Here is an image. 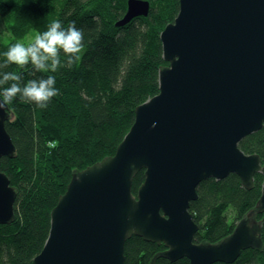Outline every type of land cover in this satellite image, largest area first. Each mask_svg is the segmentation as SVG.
<instances>
[{
  "label": "water",
  "instance_id": "95a60500",
  "mask_svg": "<svg viewBox=\"0 0 264 264\" xmlns=\"http://www.w3.org/2000/svg\"><path fill=\"white\" fill-rule=\"evenodd\" d=\"M150 11L149 1L129 0L116 26ZM160 40L168 65L159 70V94L136 109L114 156L74 173L33 264H126L133 236L165 246L152 264H234L245 251L262 249L264 181L256 206L218 243L195 242L200 227L191 204L209 179L236 174L252 190L256 175L264 178L262 158L240 148L264 127V0H179ZM10 118L7 104L0 109V225L14 222L18 197L1 170L4 158L16 157Z\"/></svg>",
  "mask_w": 264,
  "mask_h": 264
},
{
  "label": "trees",
  "instance_id": "16d2710c",
  "mask_svg": "<svg viewBox=\"0 0 264 264\" xmlns=\"http://www.w3.org/2000/svg\"><path fill=\"white\" fill-rule=\"evenodd\" d=\"M128 1L0 0V65L9 47L29 35L35 38L56 20L65 28L75 22L84 44L81 60L72 65L61 53L65 66L55 73L37 72L31 64L23 69L0 67V78L18 72L22 85L54 75L59 89L44 109L19 97L8 104L15 119L6 126L17 151L15 158L2 160L1 170L18 197L14 222L0 225V264H33L48 240L51 212L74 173L114 156L135 122L136 109L159 94V70L168 65L160 35L178 16L179 0H146L151 4L147 18L117 27ZM7 86H0V93ZM240 148L248 155H259L264 164V127L245 138ZM144 181L145 171H141L133 184L135 196ZM263 181L257 174L252 190L243 188L236 174L201 183L198 200L191 204L200 227L195 242L210 243L211 237L222 235L229 208L241 221L259 201ZM257 219L262 223V249L245 251L234 264H264V215ZM236 225H231V233ZM164 251L163 244L133 236L126 243V264H152ZM155 264L191 263L187 258L176 263L158 258Z\"/></svg>",
  "mask_w": 264,
  "mask_h": 264
},
{
  "label": "clouds",
  "instance_id": "9594fccd",
  "mask_svg": "<svg viewBox=\"0 0 264 264\" xmlns=\"http://www.w3.org/2000/svg\"><path fill=\"white\" fill-rule=\"evenodd\" d=\"M84 51L83 32L78 29L75 22L66 28L59 20L51 22L47 30L37 33L34 40L25 45L17 42L4 53L5 63L0 67L16 65L23 69L31 64L37 72L55 73L64 67L61 61V53L66 57L67 65H72L82 58ZM22 75L18 72H6L0 78V86L3 88V102L0 109L11 103L17 97L23 103L35 104L38 108H47L51 100L59 95V89L55 87L56 77L48 75L47 78L29 80L21 84Z\"/></svg>",
  "mask_w": 264,
  "mask_h": 264
},
{
  "label": "rangeland",
  "instance_id": "374dc122",
  "mask_svg": "<svg viewBox=\"0 0 264 264\" xmlns=\"http://www.w3.org/2000/svg\"><path fill=\"white\" fill-rule=\"evenodd\" d=\"M33 39H34V37L31 36V35H29L26 39H24L22 41H19V42H23L25 45H27V44L31 43L33 41ZM10 115H11L10 121H13L15 119V117H14V113L12 112V110H10ZM238 217L239 216L234 211V208H229L227 210L224 218H223L225 220L224 223H225L226 228L224 229L222 235L217 236V237H211L212 242H216L218 239H221V238H223V237H225L227 235L229 236L231 234V228H230L231 225L238 224L240 222L239 219H238ZM212 242H210V243H212Z\"/></svg>",
  "mask_w": 264,
  "mask_h": 264
}]
</instances>
